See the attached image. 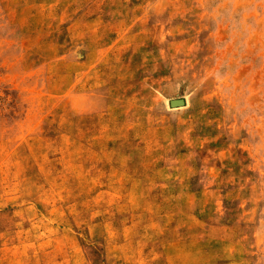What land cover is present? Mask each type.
Instances as JSON below:
<instances>
[{
    "label": "rangeland",
    "instance_id": "rangeland-1",
    "mask_svg": "<svg viewBox=\"0 0 264 264\" xmlns=\"http://www.w3.org/2000/svg\"><path fill=\"white\" fill-rule=\"evenodd\" d=\"M0 264H264V0H0Z\"/></svg>",
    "mask_w": 264,
    "mask_h": 264
},
{
    "label": "water",
    "instance_id": "water-1",
    "mask_svg": "<svg viewBox=\"0 0 264 264\" xmlns=\"http://www.w3.org/2000/svg\"><path fill=\"white\" fill-rule=\"evenodd\" d=\"M170 104L172 107H181L185 105V101L183 99L172 100Z\"/></svg>",
    "mask_w": 264,
    "mask_h": 264
}]
</instances>
